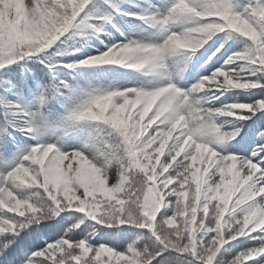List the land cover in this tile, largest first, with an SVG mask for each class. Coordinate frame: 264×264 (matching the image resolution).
I'll return each instance as SVG.
<instances>
[{
  "label": "snow or ice",
  "instance_id": "6c2138e0",
  "mask_svg": "<svg viewBox=\"0 0 264 264\" xmlns=\"http://www.w3.org/2000/svg\"><path fill=\"white\" fill-rule=\"evenodd\" d=\"M0 264H264V0H0Z\"/></svg>",
  "mask_w": 264,
  "mask_h": 264
}]
</instances>
